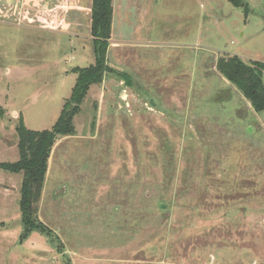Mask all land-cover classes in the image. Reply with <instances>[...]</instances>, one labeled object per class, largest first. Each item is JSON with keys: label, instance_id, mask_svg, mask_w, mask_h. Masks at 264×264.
Segmentation results:
<instances>
[{"label": "rangeland", "instance_id": "374dc122", "mask_svg": "<svg viewBox=\"0 0 264 264\" xmlns=\"http://www.w3.org/2000/svg\"><path fill=\"white\" fill-rule=\"evenodd\" d=\"M136 1L138 46L117 50L49 158L38 216L53 240L22 235L23 175L0 169V264H264V111L216 69L264 63V0H243L247 15ZM91 3L0 0V162L19 158L21 118L51 129L72 70L95 62Z\"/></svg>", "mask_w": 264, "mask_h": 264}, {"label": "trees", "instance_id": "16d2710c", "mask_svg": "<svg viewBox=\"0 0 264 264\" xmlns=\"http://www.w3.org/2000/svg\"><path fill=\"white\" fill-rule=\"evenodd\" d=\"M236 7H244L246 15L248 4L243 0H229ZM113 23V0H92L91 36L95 62L87 67H76L77 75L71 96L65 101L58 120L49 130L29 129L23 117L16 126L19 158L16 161L0 162V169L11 173H21L20 212L24 230L28 236L39 230L54 239L52 229L39 220L38 203L45 185L49 158L56 142L75 133V116L92 85L103 81L106 72H114L107 64V51ZM217 71L233 84L250 102L257 112L264 111V63L244 61L238 55H225L218 58Z\"/></svg>", "mask_w": 264, "mask_h": 264}, {"label": "crops", "instance_id": "0c3cea01", "mask_svg": "<svg viewBox=\"0 0 264 264\" xmlns=\"http://www.w3.org/2000/svg\"><path fill=\"white\" fill-rule=\"evenodd\" d=\"M132 1L133 0H121V6H117V0H113L112 33L107 51L108 65L110 64V60L115 59V54L117 53V50L120 49L121 46H124L123 43H126L127 46L130 45L131 48H136L138 46H136V42H134L135 40L131 35L132 31L128 33L127 30L129 29V25H131V23L134 21V18H137L140 14L139 11L142 10L140 9L142 8V6H139L137 1L134 3ZM135 53H133V55Z\"/></svg>", "mask_w": 264, "mask_h": 264}]
</instances>
